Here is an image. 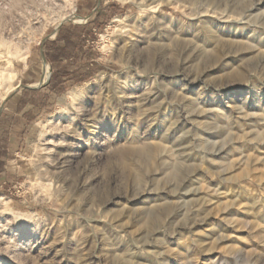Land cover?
Returning a JSON list of instances; mask_svg holds the SVG:
<instances>
[{
    "label": "rangeland",
    "instance_id": "1",
    "mask_svg": "<svg viewBox=\"0 0 264 264\" xmlns=\"http://www.w3.org/2000/svg\"><path fill=\"white\" fill-rule=\"evenodd\" d=\"M0 110V264H264V0H0Z\"/></svg>",
    "mask_w": 264,
    "mask_h": 264
},
{
    "label": "crops",
    "instance_id": "2",
    "mask_svg": "<svg viewBox=\"0 0 264 264\" xmlns=\"http://www.w3.org/2000/svg\"><path fill=\"white\" fill-rule=\"evenodd\" d=\"M88 17H85L83 23L87 21ZM86 26H65L62 25L58 29H55L51 38L45 39L41 46L38 48V64L39 67H49L50 69V79L48 82L49 87L55 86L56 89L63 90V84H80L87 81L90 78L91 69L89 64L93 61V54L91 50L86 47V42L92 36V30L89 28L88 24ZM94 35V34H93ZM91 57V58H90ZM36 63V62H35ZM34 62L28 61V65L25 67V71H29L30 74L34 73L32 67L35 66ZM30 66V69L28 68ZM33 79V78H32ZM34 80V79H33ZM46 87V86H45ZM44 87V89H45ZM27 89H31L27 87ZM33 94L41 93V90L33 88L31 89ZM45 99V98H43ZM24 106L20 104L17 105L15 110V115H20V112ZM1 113V110H0ZM24 118L21 120L25 121ZM0 126L3 131V137L9 140H14L15 137H21V135L12 136L11 132L17 130H23L25 126ZM2 138H0V149L3 150L5 145L2 143ZM6 140V139H5ZM2 154H0V159ZM2 160V159H1Z\"/></svg>",
    "mask_w": 264,
    "mask_h": 264
},
{
    "label": "bare ground",
    "instance_id": "3",
    "mask_svg": "<svg viewBox=\"0 0 264 264\" xmlns=\"http://www.w3.org/2000/svg\"><path fill=\"white\" fill-rule=\"evenodd\" d=\"M80 21V20H79ZM47 70V69H46ZM44 74H47V71L44 73ZM48 76V75H47ZM72 91H70V93H71ZM75 93V92H74ZM68 94V93H67ZM76 94V93H75ZM67 96H69V95H67ZM70 97H71V95H70ZM70 97H69V99H70ZM73 97V96H72ZM75 97V96H74ZM73 100H74V98H72ZM75 99H76V97H75ZM71 100V99H70ZM70 102H72V101H70ZM54 114V113H53ZM56 114H57V112H56ZM52 116V115H51ZM78 116H80V115H78ZM53 117H54V115H53ZM52 117V118H53ZM76 117V116H75ZM77 118V117H76ZM80 119V118H79ZM77 120V119H76ZM82 120H83V118H82ZM73 121V120H72ZM84 121H85V119H84ZM77 122V121H76ZM79 124H81V123H79ZM73 125V124H72ZM75 127V126H74ZM48 149V148H47ZM47 153H49L48 151H47ZM53 153V152H52ZM147 153H148V151H146V150H144V151H141V154L142 155H147ZM180 175L182 176V175H184L183 173H181L180 174V172H179V170H177V169H174V176L175 177H180Z\"/></svg>",
    "mask_w": 264,
    "mask_h": 264
}]
</instances>
